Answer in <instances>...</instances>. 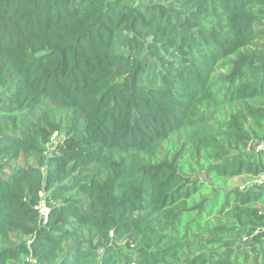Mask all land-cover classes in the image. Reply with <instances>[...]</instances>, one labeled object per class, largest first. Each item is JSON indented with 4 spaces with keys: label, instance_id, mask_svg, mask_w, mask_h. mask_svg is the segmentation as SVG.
<instances>
[{
    "label": "trees",
    "instance_id": "16d2710c",
    "mask_svg": "<svg viewBox=\"0 0 264 264\" xmlns=\"http://www.w3.org/2000/svg\"><path fill=\"white\" fill-rule=\"evenodd\" d=\"M262 139L264 0H0V264H264Z\"/></svg>",
    "mask_w": 264,
    "mask_h": 264
},
{
    "label": "rangeland",
    "instance_id": "374dc122",
    "mask_svg": "<svg viewBox=\"0 0 264 264\" xmlns=\"http://www.w3.org/2000/svg\"><path fill=\"white\" fill-rule=\"evenodd\" d=\"M131 2H135L136 0H130ZM208 112L211 113L213 115V118L214 120L216 121H220L221 119H224V118H227L228 115L235 111V110H241V105L240 104H231V105H227L225 106L222 110L220 111H215L213 108H210L208 107L207 108ZM52 117L54 120H56L57 122H59L61 124L62 127H64L66 124H67V118H68V112L63 109V108H60V107H53L52 108ZM59 135L57 134H54L51 139H50V142L48 144H46L45 146H43V149L45 151H50L52 149V146L54 145V143L57 141ZM253 142H251L249 144L248 147H250V145L252 144ZM167 155V149L164 147V142L161 143V149L160 151L158 152L157 154V158L155 160H152V161H159V160H162L163 157H166ZM30 163H33L32 162V158L31 156H27V155H22L17 161L16 163L13 165V166H26V165H29ZM242 178H234L232 180H230L228 182V186H236V184H239L240 181H241ZM254 180L249 182L248 184L245 183V184H242L241 186H244V185H249V186H252V187H257L259 185H254ZM240 186V187H241ZM141 213H138L137 215H140ZM80 236L83 237V238H88L87 235L85 234V231H82L80 233ZM256 244H257V241H256Z\"/></svg>",
    "mask_w": 264,
    "mask_h": 264
},
{
    "label": "built area",
    "instance_id": "2783aa9c",
    "mask_svg": "<svg viewBox=\"0 0 264 264\" xmlns=\"http://www.w3.org/2000/svg\"><path fill=\"white\" fill-rule=\"evenodd\" d=\"M249 150H253L254 152H264V139L259 141H254L250 147H248ZM254 185L261 186L264 184V174L260 175L254 180ZM252 187V186H251ZM244 188V187H241ZM38 212L40 214V219L42 223L47 222L48 214H49V207L46 205L44 200L42 199L40 203L37 205ZM264 238V228H255L253 229V234L251 238L244 237L242 241L247 244H252L255 241H259L260 239Z\"/></svg>",
    "mask_w": 264,
    "mask_h": 264
},
{
    "label": "water",
    "instance_id": "95a60500",
    "mask_svg": "<svg viewBox=\"0 0 264 264\" xmlns=\"http://www.w3.org/2000/svg\"><path fill=\"white\" fill-rule=\"evenodd\" d=\"M203 178L205 179V176H203Z\"/></svg>",
    "mask_w": 264,
    "mask_h": 264
},
{
    "label": "crops",
    "instance_id": "0c3cea01",
    "mask_svg": "<svg viewBox=\"0 0 264 264\" xmlns=\"http://www.w3.org/2000/svg\"><path fill=\"white\" fill-rule=\"evenodd\" d=\"M260 241V240H259ZM259 241H257V242H259Z\"/></svg>",
    "mask_w": 264,
    "mask_h": 264
}]
</instances>
